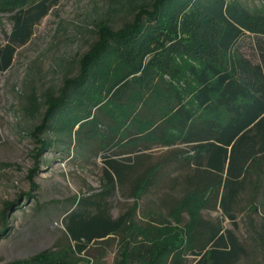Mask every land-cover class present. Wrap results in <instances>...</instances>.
I'll list each match as a JSON object with an SVG mask.
<instances>
[{"label": "trees", "instance_id": "1", "mask_svg": "<svg viewBox=\"0 0 264 264\" xmlns=\"http://www.w3.org/2000/svg\"><path fill=\"white\" fill-rule=\"evenodd\" d=\"M57 1L31 0L17 9L2 10L10 13L12 28L3 31V39L0 36V72L10 67L17 45L28 41L34 26ZM153 4L151 10L140 9L127 30L101 27V47L80 58L78 75L62 76L60 96L43 117L45 128L54 131L53 142L71 144L74 124H78L74 138L81 145L98 138L104 151L105 185L100 192L79 197L63 222L71 241L68 247L78 253L91 243L120 236L117 264H169V258L176 262L182 254V250L171 252L175 247L170 245L177 243L174 238L162 240L158 232L152 234L155 226L134 224V208L113 217L106 203L116 186L143 162L144 152L159 145L187 146V151H174V159L190 168L186 177L190 188L184 196L207 192L208 204L218 205L233 224L238 197L245 192L252 195V212L264 236V0H154ZM177 16L187 39L176 38ZM167 29L174 36L170 46L183 48L177 56L167 53L170 59L160 60L165 64L153 61L158 65L142 68L139 60L127 55L116 62L111 52L116 45L149 47L158 44V33ZM91 67L115 68L106 77L94 76ZM108 85L117 86L104 97ZM160 174L156 165L148 166L137 176L132 196H141ZM194 225L203 235V245L194 250L188 241L184 250L199 257L197 264L238 260L243 249L231 229L201 215ZM137 237L141 244L131 246Z\"/></svg>", "mask_w": 264, "mask_h": 264}, {"label": "rangeland", "instance_id": "2", "mask_svg": "<svg viewBox=\"0 0 264 264\" xmlns=\"http://www.w3.org/2000/svg\"><path fill=\"white\" fill-rule=\"evenodd\" d=\"M30 1L0 0L2 39L3 31L9 33L12 28L10 13L2 10L17 9ZM153 3L154 0H58L34 26L28 41L17 45L10 67L0 72V264H117L120 236L91 243L78 253L68 247L71 241L63 222L79 197L100 192L105 185L104 151L98 138L81 145L74 138L78 126L74 124L71 144L53 142L56 136L45 128L43 117L60 96L62 76L78 75L80 58L101 47V27L108 25L111 32L127 30L134 24L137 12L151 10ZM170 33L171 29L159 32L158 44L153 42L149 47L129 43L116 45L111 52L116 62L127 55L139 60L142 68L144 64H165L160 60L177 56L183 48L180 44L170 46L174 42ZM187 36L177 16L176 38ZM160 49L163 53L157 52ZM114 68L91 67L90 73L107 77ZM164 78L170 80L168 74ZM113 89L109 86L102 95L110 97ZM45 140L47 144L52 141V145H44ZM186 147L171 143L145 151L137 170L106 199L111 215L117 217L132 207L134 224L155 226L152 234L158 232L162 240L174 238V245L164 244L175 247L171 252L182 250V254L176 262L169 258V264L198 263L199 257L190 250L203 245V235L194 225L199 215L233 231L243 249L234 264H264V236L257 226V215L252 212V195L245 192L238 197L234 224L222 215L218 205L208 204L207 192L184 196L190 188L186 181L190 168L174 159V151H187ZM150 165H156L162 174L141 196L133 197L137 176ZM139 241L140 237L132 240L131 246L140 245ZM188 241L192 246L185 251Z\"/></svg>", "mask_w": 264, "mask_h": 264}, {"label": "crops", "instance_id": "3", "mask_svg": "<svg viewBox=\"0 0 264 264\" xmlns=\"http://www.w3.org/2000/svg\"><path fill=\"white\" fill-rule=\"evenodd\" d=\"M146 151H148V150H146Z\"/></svg>", "mask_w": 264, "mask_h": 264}]
</instances>
